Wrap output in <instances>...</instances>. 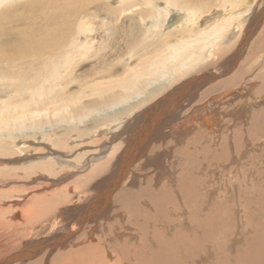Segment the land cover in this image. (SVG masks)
<instances>
[{
	"label": "bare ground",
	"instance_id": "obj_1",
	"mask_svg": "<svg viewBox=\"0 0 264 264\" xmlns=\"http://www.w3.org/2000/svg\"><path fill=\"white\" fill-rule=\"evenodd\" d=\"M18 1L19 0H0V53L7 58H11L13 61L20 60L21 58H30L34 55H36L37 58L44 55H51L52 58L53 53L59 52V50L65 48V52H62V55H60L59 52V56L57 55L55 59H53L54 57L52 58L54 69L51 71H46L44 69L45 60H37L41 64L40 78L43 79L42 85L47 83L51 86L59 80L64 72L68 71L78 55H83V53L80 54L81 52H86L91 48L92 39H87V34L91 29L89 25L81 23L77 29V35L81 36L82 34L81 38L75 37L70 41V34L64 35L63 33L61 37L54 36L55 32L41 37L40 34L38 35V29L35 28V25L37 22L41 21L42 26L51 29L54 25L60 26L64 24L65 30L72 33L74 29L71 25L72 19L79 12L77 3L81 2L87 5L89 4L88 0H32V2L29 1L22 7L24 16L21 15V17L15 15V9L10 8V5H12L10 3ZM150 3L151 2H148L147 4ZM169 4L170 1L167 3V8L158 11V19L161 20V22L156 20L151 25L149 24V26L153 25V27L148 28L146 31L147 36L148 34L159 31L154 25L158 26L161 24L160 26L164 27L167 23L168 25L165 27L166 33L171 32V30H181L183 31H180L182 33L181 37L156 49V51L147 58L149 59V61H147V66H142L128 78L122 80L118 79V81L115 79V82L110 81L108 85L104 87L103 97L95 101L97 103H86L75 108V113L78 114L77 119L80 120L84 119V117H78L83 110L87 109L85 115L88 114L90 109L92 113H98V118L96 120L94 119L98 126H106L108 123L114 124L121 117L127 116V114L130 115L131 110L137 112L132 119L118 124V127L113 129V139H115V142H112V145L110 144V148H107V151L106 149L103 150L101 155L92 157L93 160H91V163L94 161L99 162L100 160L101 163L97 165L93 173H90L91 179L100 175L102 176V174L108 172L109 176L102 181L99 187L97 186L96 193L93 196L91 195L92 199H90L91 197L89 198L88 195L86 196L88 202L86 205H81L71 210L75 220L70 228L68 227L67 230L59 234L54 233V231H49L50 234H53L51 238L42 239L38 243H28V248L26 249L25 247V250L22 251L19 256L30 258L34 254H41L45 247L49 248V252L52 254L59 249L60 245L65 247L69 239L79 228L84 226L86 222L93 221L94 226H96L99 217H106L108 215L107 212L111 196L117 193L115 197V206L117 210L116 208L115 210H121L122 213L124 212V214H126L122 215L123 220L120 226H118L119 223L114 221V215L111 223L100 222V235L98 236L97 244H92L97 237L91 238V241L86 240L88 242L87 244H84L81 248L74 249L77 253L73 251L67 253L66 251L67 254L63 255L61 253L56 256L58 260H56L54 264H108L109 262L106 260L108 254L111 256L113 254L116 258L113 264H264V214L262 213L263 218L254 217V213L257 212H255V209L258 207L254 205L256 204L255 200L257 198L261 199V196H264L263 191L260 193L256 190H264V180L263 182L255 183L250 186V191L255 189L257 192L256 194H259H255L253 197H249L250 194L247 193V189H245L244 192L238 189V193H234V191L230 189L223 194L220 193L216 186L217 184L210 181L209 172L212 170L211 175L216 174L221 177L223 181V176L225 174L233 175L235 172L237 173L236 170H238L239 167L237 168L238 165H236L237 169H235L231 164L226 163V161H228L226 158L230 156V153L228 154L225 152V149L228 148H226L228 144H225V141L222 139H217L215 135V132H218V126H216L215 123L217 120L215 121V118L211 115L212 113L208 114L209 112L207 113V109L204 107L196 111L194 110L195 113L192 114V116L190 115L187 120L186 117L182 120L180 119V123H178V115L181 113L182 109L178 115L175 114L177 109L181 108L180 102H182L188 93L190 94L192 87L194 86L197 92L201 87V83L204 82V79H208L210 76L206 75L201 77L198 75L179 86L175 87V84L190 74H200V70L202 72L204 68L201 65L202 59L206 60L212 49L211 47L218 45L216 44L217 42H222L227 32L230 31V37H227V41L225 42L226 45H231L235 42L234 40L238 42L241 36L239 33L243 30V26H233V21H225L221 17L220 19L218 17L219 21L214 18V20L211 21L212 16L201 23L200 30H191L190 25L192 26L194 21H197L203 13H206L204 11L205 9L203 10L201 8L200 2L198 0H181L178 5L179 11L175 9L177 13L170 12V10L173 9L171 6L173 3H171V5ZM71 7H73V13L71 15L65 12L67 17L59 16L66 8L70 9ZM53 8H62L63 11L59 14L54 13L50 16L45 15L42 18L40 17V20L36 19L38 13H49L48 10H53ZM130 8L131 7L128 9ZM247 13L249 14V12ZM54 16L58 19H55ZM259 21L261 22L260 19ZM232 27H234L235 31L233 29L231 31ZM159 33L161 32L159 31ZM245 34L250 35L251 32L248 31ZM12 39L14 42H18V48L14 49V47H11L10 42ZM204 51L206 53L205 55ZM140 65L142 64L140 63ZM123 74L125 75V73ZM98 85L99 84H94L90 86L91 90L98 91ZM171 88L173 89L170 90ZM166 91L168 92L165 94ZM17 92L20 93L19 97L23 94L32 95L30 98L22 100L19 104H8L7 102L4 107H0V134L1 137L4 138L16 137L27 133L30 129L33 130L38 128L36 124L41 125L42 119L47 116L46 109L43 110L44 112L42 110L30 111L32 113L29 117L25 113H22V115H17L18 117H5V115L3 118L2 116L5 114L6 109H8V112L10 110L18 111L19 109L20 111L26 112L27 110L29 111L32 105H37L39 99L44 97V89H29L27 82L24 81V77L20 80L16 93ZM227 94L228 92H224L217 95L215 98L216 102L219 104L223 100L221 97H225ZM81 95L84 96V94L79 92V94L77 93V95H73L72 98L69 99L70 102L69 100H64L62 105L57 106L55 104L56 108L54 109V114L58 115L57 122L59 124H66L67 122L73 124L76 117L72 115L68 116L65 107H71L73 105L72 103H74V98L76 97V99L80 100L81 97L83 98ZM128 103L129 107H126ZM130 103L132 105H130ZM253 119L254 125H264V109L255 114ZM192 120H194V122ZM82 122L83 121H81V123ZM187 124H191L194 127L193 133L195 135L192 134L194 137L192 136L191 138L190 136L191 139L186 143V135L189 132ZM165 127L172 129L173 132H171L170 135L175 133L179 135V141L181 142L177 140V142L180 143L179 147H170L173 141H169L168 134L163 132ZM38 129H43L40 132L44 134L45 138L50 136L48 134V129H44L42 126ZM250 129L256 131V127L253 129L251 127ZM64 132L70 131L67 128ZM96 132L94 131V137L98 134ZM101 134L102 133H100V135ZM60 137H62V135ZM188 137L189 136H187V138ZM211 139L213 142H216V144H214L217 148L211 145L209 146ZM257 139L253 137V141ZM154 141L161 143L153 144L154 146L150 153L151 156L147 157L145 164L159 169V174L160 172L162 175L165 173L168 177L169 170L167 168L169 166H165V160L168 156L173 155L175 159L177 158L176 165L174 166L175 162L173 164V170L176 174V177L174 176L176 178V180H174L175 184L165 183V185L162 184L161 186L160 184V186H158V184L156 186V184L152 183L154 180L152 181V178L148 176L145 179V181H147L145 185H141L139 188L137 187V190L132 189V187L130 189H122L121 184L131 168L136 167L138 170L142 169V166H136L135 164L141 157H144L146 150H148L150 144ZM164 145L166 146L165 150L169 149V154L162 150V148L165 147ZM107 146L105 145V147ZM240 146V144H235V152L238 154V161L243 162L244 160H242V158L247 156L246 159H248L249 157L251 158V156L244 153L243 151L245 150L243 146ZM7 150L8 149H5V147H2L0 153L5 155V153L8 152ZM58 151L53 149L49 157L47 155L45 157H38L35 161H40L39 163L41 164L37 163V165H34L37 166V168L48 167V165L50 167L49 161H55L61 168L62 162H66L65 158L70 159V154L63 155L57 153ZM246 152L249 153V151ZM257 152L258 151H256V153ZM154 153L157 154L154 155ZM261 153L264 154L263 148L260 149L257 154L259 159L263 156ZM251 159V161L244 162L251 164V170L244 169L247 164H243L242 168L238 170L242 175V180L238 181V185L236 184L237 188L243 186V183L248 185L249 177L256 173L257 166L253 163H257V161H254V156ZM259 159L258 163L260 162ZM211 162H214L217 166L220 164L221 167L219 166V168H217L215 164L212 165ZM233 162L235 163V161ZM224 163H226L227 167H225ZM230 163H232V161ZM262 166H264V163H262ZM84 169L85 166L83 170ZM198 169L199 172L197 173L196 171ZM233 176L235 177V175ZM262 177L264 178V172H262ZM216 180L218 181V179ZM168 181H170V179ZM131 183L133 186L136 185L135 181ZM151 183L155 186L150 185ZM230 183L231 182H229V184ZM119 187L121 190H119ZM226 187L228 189V185H226ZM209 188L212 189L211 192ZM235 194L236 198L238 194L241 198L240 203H238L239 207H236L237 203L233 199V197L235 198ZM80 201L81 200H79V202ZM262 204L263 203H261V206H263ZM238 209L241 210V214H239ZM24 211L27 212L25 208ZM24 211H21L23 215L25 214ZM236 214L239 216V220L235 217ZM27 215V218H31V215H33L32 211ZM17 216H19V214H17ZM33 217L35 218V216ZM29 221L32 223L33 220L29 219ZM30 222L27 224H30ZM123 222L126 223L124 224ZM90 232L91 234L94 233L92 230H90L89 233ZM39 234V231H37L34 235ZM43 257L41 260H37L32 264H43ZM13 259L14 257L11 260ZM53 260L55 259L53 258Z\"/></svg>",
	"mask_w": 264,
	"mask_h": 264
},
{
	"label": "rangeland",
	"instance_id": "obj_2",
	"mask_svg": "<svg viewBox=\"0 0 264 264\" xmlns=\"http://www.w3.org/2000/svg\"><path fill=\"white\" fill-rule=\"evenodd\" d=\"M29 1L32 2V0H19L18 2L10 3L12 4L10 5V8L15 9V15L20 17L21 15L24 16L22 7H24V5H26ZM169 1V5L173 3V5H171L172 8L179 11L178 5L180 4L181 0H88L89 4L87 5L85 3L78 2L77 9H79V12L72 19L71 25L75 29L74 30L72 28V33H69L65 30L63 26L64 24L60 25L61 27L54 25V27L52 26V28L49 29L46 26H42L41 21L37 22L35 28L38 29L37 33L38 35L40 34L41 37L49 35L53 32H55L54 36L61 37L63 33L64 35L70 34V36L68 35L70 41L75 37L81 38L82 34L81 36L77 35V29L81 23L89 25L91 29V31L87 34V39H92L91 48L86 52H81L80 54L83 53V55H78L69 67L68 71L64 72L59 80L51 86L47 83L42 85L43 79L40 78L41 64L37 60H45L46 62L44 69L46 71H51L54 69V65H52V63H54L52 62V58L54 57L53 59H55L57 55L59 56V52L60 55H62V52H65V48L59 50V52L57 51L53 53L52 58L51 55H44L38 58L36 55H34L30 58H21L20 60L12 61L11 58H7L0 53V107H4L7 102L8 104L16 105L21 103L22 100L30 98L32 94H23L21 97H19L20 93H16L20 84V80L23 77L24 81L27 82L29 89H44V97L39 99V103L37 105H32L29 111L27 110L25 112L20 111L19 109L18 111L10 110L8 112V109H6V112L2 117L4 118L5 115V117L19 116L22 115V113H25L29 117L30 114L35 110L43 111L47 109L46 118L42 119L41 125L36 124V127L39 128L42 126L44 129H48V134L50 135L49 137L45 138L44 134L40 132L43 129L38 128L33 130L30 129L27 133L18 135L16 137L4 138L1 137L0 134V149L2 147L8 149V152H6L5 155L0 153V264H32L37 260H41L43 255V264H54V262L58 260L56 256L61 253L63 255L67 254L70 251L77 253V251L74 249L81 248V246L88 243L87 241H91V238L97 237L94 239V243H92L97 244L98 236L100 235V222L111 223L115 217L114 221L119 223L118 226H120L122 223V215L124 212L122 213L121 210L116 211L117 208L115 206V197L117 193H114V195L111 196V201L107 212L108 215L106 216L107 218L103 216L99 217L96 226H94L93 221L86 222V224L79 228L69 239L65 247L60 245L59 249L54 251L52 254H50L49 248L45 247L41 254H34L30 258H23L21 255L19 256V254L25 250V247L26 249L28 248V243H38L42 239L51 238L53 234H50L49 231H54V233L59 234L67 230L68 227L70 228L75 220L71 210L78 208L81 205H86L88 203L86 196L88 195L89 198L91 195L93 196L96 193L97 186L99 187L102 181L107 179L109 176L108 172L102 174V176L100 175L91 179L90 173H93V170L98 164L101 163V160L99 162L94 161L91 163V160H93L92 157L101 155V152L105 149L107 151L115 142V139H113V129L117 128L118 124L132 119L137 114V112L131 110L130 115L127 114V116L121 117L114 124L108 123L106 126H98L97 122L95 121L98 118V113H92L90 109L88 114L85 115L87 109L83 110L78 117H84V119L80 120L77 119L78 114L75 113V108L86 103L91 104L100 100L103 97L104 87H106L110 81L115 82V79L118 81V79L122 80L128 78L142 66H147V61H149L147 58L153 54L156 49L181 37V32H183L181 30V32L179 30H171V32L166 33L167 31L165 30V27L168 25L167 23L164 27H161V24L158 26L154 25V27L158 28L161 33L156 31L155 33L148 34L147 36L146 31L148 28L153 27V25L149 26V24L151 25L156 20L161 22V20L158 19V11L167 8L166 6ZM198 1L202 6L201 8L203 10L205 9L204 11L206 13H203V11V15L197 21H194L192 26L190 25L191 30H200L201 23L205 22L206 19H209L212 16L213 17L211 21L214 19L219 21L221 17L225 21H233V26H243V30L239 33L241 36L238 42L234 40L235 42H233L231 45H226L225 43L227 41V37H230V31L227 32L225 34V39L222 42H217L216 44L218 45L211 47L212 49L210 50V54L206 60L202 59L201 65L204 67L202 72L200 70V74H190L175 84V87L179 86L180 84L187 82L198 75L201 77L206 75L210 76V78L204 79V82L201 83V87L197 90V92L195 91L194 86L192 87L190 94L188 93L182 102H180L181 108L177 109L175 114L178 115L182 109L181 113L178 115V123H180V119L182 120L186 117L187 120L190 115L192 116L196 110L201 109L202 107L207 109L206 112H209L208 114L212 113L211 115L215 118V121L217 120L215 122L216 126H218V132H215V135L217 139H222L225 141V144H228L226 146V148H228L225 149V152L228 154L230 153V156H227L226 159L229 162L226 161V163L231 164L233 168H242L243 164H247L244 162L251 161V158L254 156V161H257V163L253 164L257 166V169L255 174H252L250 177L248 176V185L243 183V186H239V188H237L238 181L242 180V175L240 172H238L239 168L236 170L237 173L234 171L235 173L233 175L240 179H236L232 174H225L223 176L225 179L223 178L222 181V178L216 174L211 175L212 170L209 172L210 181L217 184L216 186L220 193L223 194L229 189L233 190L234 193H238V189L242 190V192L247 189V193L250 194L249 197H253L257 193L256 191H259L260 193L261 191L264 192V190L255 191V189L250 191L251 185L263 182L264 180L262 177V172H264V166H262V163H264V154L261 153L263 156L260 159L257 155L260 149H264V125H254L253 119L255 114L264 109V0ZM146 2H151V5L147 4ZM129 7L131 8L128 9ZM66 9L63 13H61L63 11L62 8H53V10L49 9V13H38L36 19L40 20V17L42 18L45 15L50 16L54 13H61L59 16L64 17H67V12L70 13V15L73 13V7ZM123 9L126 10L124 11ZM173 9H171L170 12L177 13V11H174ZM208 11L211 12L209 13ZM247 12H249V14ZM54 18L56 19L57 17L54 16ZM232 29L234 30V27L231 28V31ZM245 31H249L251 34L246 35ZM13 43L16 46H14ZM10 45L11 47H14V49L19 47H17V45H19L18 42H14L13 39L11 40ZM205 54L206 53L204 51V55ZM140 63L142 65H140ZM123 73H125V75ZM94 84H99L97 86L98 91L91 90L90 86ZM192 90H194L195 93ZM168 91H166L165 94ZM79 92L84 94V96L81 95L83 98L80 96L81 99L78 100L75 97L74 103H72L73 105L71 107H65L68 116L72 115L76 117L73 124L70 122H67L66 124H59L57 122L58 115L54 114V109L56 108L55 104L57 106L62 105L64 100H69L73 95L75 96L77 93L79 94ZM224 92H228L229 95L227 94L225 97L222 96L221 98H223V100L218 104L215 98L217 95ZM130 105L132 104L130 103ZM126 107H129V103ZM81 121L83 122L81 123ZM192 121L194 122V120ZM250 125L252 129L256 127V131H252L250 129ZM67 128L70 132L65 133L64 131ZM187 128L189 129V132L186 135V143L192 138V136L194 137L195 135L193 133L194 127L191 124H187ZM94 131L98 133L96 137H94ZM163 132L168 134L169 141H173V144L172 146L170 145V147L175 148L176 146H180L181 142L179 141V135H177V133L170 135V133L173 132L171 128L165 127ZM100 133L102 134L100 135ZM61 135L62 137H60ZM187 136L189 137L187 138ZM253 137L258 139L253 141ZM177 140L180 143H178ZM158 143L160 144L161 142H152L148 150H146L144 157H141L135 164L136 166H142V169L138 170L136 167L131 168L122 182L123 186L121 184L122 189H130L132 187V189L137 190L141 185H145V182H147L145 179L148 176L152 178V181L154 180L152 183L156 184V186L158 184V186H160V184L162 186V184L165 185V183L173 184L175 182L174 180H176V174L173 170V164L175 162L174 166L176 165L177 158L175 159L173 155L168 156L165 160V166H169L168 168L166 167L169 170L168 177L165 173L162 175L160 172L159 174V169L145 164L147 157L151 156L150 153L153 146ZM214 143L216 144V142H213L211 139L209 146L211 145L214 148H217ZM235 144H240V147L243 146V149L245 150L243 152L249 154L248 156H251V158L249 157L246 159V156L245 158H242V160H244L243 162L238 161V154L235 152ZM105 145L108 146L105 147ZM256 145L260 147H257ZM165 148L166 146L163 147L162 150L169 154V149L165 150ZM53 149L56 151L60 150L61 152L58 151L57 153L63 155L70 154V159L65 158L66 162H62L61 168L55 163V161H49L50 167L48 165V167H42L43 169L37 168L35 165H37V163L40 161H35V159L38 157H45L46 155L49 157L52 154ZM246 151H249V153ZM256 151L258 152L256 153ZM155 154L157 153H154V155ZM258 159L260 161L259 163ZM231 161L232 163H230ZM233 161H235V163ZM211 163L212 165L215 164L214 162ZM226 163H224L225 167H227ZM236 165H238L237 168ZM84 166L85 169L83 170ZM219 166L221 167L220 164ZM219 166L215 164V167L219 168ZM245 168L251 170V164L248 163L244 169ZM196 172L198 173L199 169ZM167 178L168 180L170 179V181H168ZM216 179H218L219 182ZM133 181H135L137 186L131 185V182ZM228 181L231 183L229 184ZM152 183L150 185L155 186ZM226 185H228V189ZM119 190H121V188ZM209 190L210 192L212 191L211 188H209ZM239 194L237 198L236 194L235 198L233 197L237 203L236 207H239L238 203L241 201ZM263 198L264 196H261V199L257 198L255 200L256 204L254 205L258 207L255 209V212H257L254 213V217L263 218ZM90 199H92V197ZM79 200L81 201L79 202ZM260 202L263 203V206H261ZM24 208L27 210V212L24 211ZM30 210L32 211L33 215H31V218H27L26 215L31 212ZM21 211H24L26 215L24 214V216ZM17 214L21 216L19 217ZM239 214H241V210H239ZM33 216H35V218ZM235 217H237V220H239V216L237 214ZM29 219L33 220L32 223L29 221ZM28 222H30V224H27ZM90 230H92L94 233H89ZM37 231H39L40 234L34 235L37 233ZM112 256L110 254L107 255L106 260L109 262L108 264H113L115 262L116 258ZM13 257L14 259L11 260ZM53 258L55 260H53Z\"/></svg>",
	"mask_w": 264,
	"mask_h": 264
}]
</instances>
